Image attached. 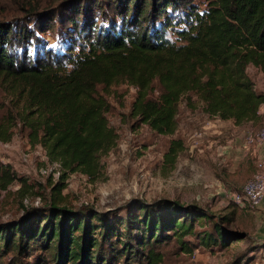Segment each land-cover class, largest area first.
Instances as JSON below:
<instances>
[{"label": "trees", "instance_id": "1", "mask_svg": "<svg viewBox=\"0 0 264 264\" xmlns=\"http://www.w3.org/2000/svg\"><path fill=\"white\" fill-rule=\"evenodd\" d=\"M56 7L38 12L28 4L22 18L0 20V143L18 126L27 145L59 168L47 205L0 223V264H163L159 247L175 239L183 250L181 238L211 221L205 210L134 201L124 218L106 219L62 206L65 181L73 174L95 180L100 157L114 147L105 98L113 86L133 88L128 116L161 136L175 133L180 101L235 126L264 119V94L247 72L264 75V0H70ZM54 25L68 38L61 51L41 41ZM182 146L170 141L165 161L172 164ZM14 182L26 187L0 164V191ZM210 231L202 232L206 247L240 239L214 222Z\"/></svg>", "mask_w": 264, "mask_h": 264}, {"label": "rangeland", "instance_id": "2", "mask_svg": "<svg viewBox=\"0 0 264 264\" xmlns=\"http://www.w3.org/2000/svg\"><path fill=\"white\" fill-rule=\"evenodd\" d=\"M68 1L0 0V20L22 18L25 15L22 9L28 4L38 12H44ZM182 28L183 25L177 26L178 30ZM41 41L45 47L61 51L68 38L54 25L41 36ZM247 72L255 91L264 94V75L251 67ZM134 93L133 88L126 85L113 86L106 92L105 98L110 105L106 119L116 134L115 145L100 157L101 169L95 180L90 181L81 174H73L66 179V187L61 192L62 206L83 213L91 211L106 219L114 216L124 218L127 206L134 201L145 204L174 201L181 206H197L205 210L211 221L204 222L202 226L194 225L193 233L181 238L187 244L184 251L175 239L160 246L163 264H264L263 201L255 208L238 206L230 201L231 195L239 193L253 173L254 160L238 144L236 150L232 148L227 156L220 157L217 151L218 147L228 143L235 145V139L242 144L245 132L259 129L264 125V119L234 129L232 122L220 128L213 123L212 127L203 129L209 119L198 108L192 111L185 109L180 101L175 133L161 136L128 116ZM213 130H219L220 134ZM195 132L201 133L196 149L192 147L191 138ZM177 139L183 144L182 150L169 164L164 154L169 142ZM0 164L9 165L26 186L23 188L14 182L6 191H0V223L17 219L24 208L47 205L50 183H54L58 176L39 174L40 169L46 167L50 170L53 165L46 162L39 147L27 145L18 126L13 129L9 142L0 143ZM212 222L226 232L240 235V239L223 248L202 245V232H211ZM7 260L5 258L4 262Z\"/></svg>", "mask_w": 264, "mask_h": 264}, {"label": "built area", "instance_id": "3", "mask_svg": "<svg viewBox=\"0 0 264 264\" xmlns=\"http://www.w3.org/2000/svg\"><path fill=\"white\" fill-rule=\"evenodd\" d=\"M192 147L197 148L199 140L201 139V133L195 132L192 135ZM245 146L262 147L264 145V125L259 129L253 131L250 130L244 135ZM53 165V166H52ZM52 168H42L39 170V174L44 176L52 173L53 176L59 175L58 165L53 163ZM264 196V163L262 161H256L254 163V170L251 176L244 182L239 193H233L230 201L234 204L247 205L249 207H257Z\"/></svg>", "mask_w": 264, "mask_h": 264}, {"label": "crops", "instance_id": "4", "mask_svg": "<svg viewBox=\"0 0 264 264\" xmlns=\"http://www.w3.org/2000/svg\"><path fill=\"white\" fill-rule=\"evenodd\" d=\"M263 112H264V105H262L259 108L258 114L259 115H262ZM213 123H217L218 124V127L220 128V127H223L224 124L231 123V122H229V121H220L218 119L213 118V119H209L208 121H206L204 123L203 129L204 128L205 129H208V128L212 127ZM231 127L233 129L234 128H237V126L233 125L232 123H231ZM212 132H216L217 135L220 134V131L219 130H213ZM244 135H243V139H244ZM243 139H242V144H239L240 141L239 140L237 141L235 139V141H236L235 145H234L233 142H231V143L226 144V146L218 147L217 148L218 155L220 157L227 156L229 154V151L232 148H234V150H236V146H237L236 144H238V145H240V148L242 149V151L245 152L246 155H249V157H250L251 160H254V163L256 161H262L264 163V145L262 147H255V146H249L248 147V146H245ZM262 201H263L262 203H264V196L262 198Z\"/></svg>", "mask_w": 264, "mask_h": 264}]
</instances>
